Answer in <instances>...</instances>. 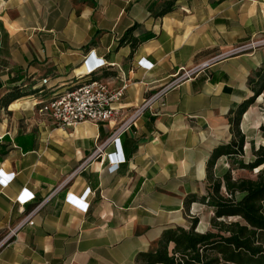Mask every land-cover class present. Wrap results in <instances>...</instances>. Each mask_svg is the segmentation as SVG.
<instances>
[{
    "label": "crops",
    "instance_id": "obj_1",
    "mask_svg": "<svg viewBox=\"0 0 264 264\" xmlns=\"http://www.w3.org/2000/svg\"><path fill=\"white\" fill-rule=\"evenodd\" d=\"M164 1L0 0V103L23 94L0 104V170L14 174L0 182V264H139L166 230L193 218L195 231L210 230L207 161L231 141L230 111L254 95L264 68V47L250 50L264 42V0H174L159 15ZM128 30L134 46L120 44ZM90 55L106 66L87 75ZM182 70L194 72L119 145L108 141L147 92ZM90 78L127 85L124 115L59 127L38 114L36 104ZM251 107L239 122L245 153ZM115 151L124 161L112 171ZM228 165L220 157L216 171ZM87 189L86 212L66 200Z\"/></svg>",
    "mask_w": 264,
    "mask_h": 264
},
{
    "label": "trees",
    "instance_id": "obj_2",
    "mask_svg": "<svg viewBox=\"0 0 264 264\" xmlns=\"http://www.w3.org/2000/svg\"><path fill=\"white\" fill-rule=\"evenodd\" d=\"M173 4L174 0H165L159 15L170 11ZM129 35L128 30L120 44L129 41L134 46L137 40ZM256 77L254 95L230 111L231 141L214 149L207 161L209 185L202 201L214 208L210 230L195 231L197 218L188 228L166 230L154 252L139 253V264H264V145L252 148L251 157L244 160L246 140L239 129L242 114L264 92V68ZM21 96L7 94L1 103L6 106ZM223 156L230 162L218 173L216 163ZM235 169L257 172L254 177H234ZM169 243L173 244L170 250Z\"/></svg>",
    "mask_w": 264,
    "mask_h": 264
},
{
    "label": "built area",
    "instance_id": "obj_3",
    "mask_svg": "<svg viewBox=\"0 0 264 264\" xmlns=\"http://www.w3.org/2000/svg\"><path fill=\"white\" fill-rule=\"evenodd\" d=\"M264 43V42H262ZM253 46V44H252ZM86 68L87 75L93 74L95 71L106 66L104 61L90 55L83 62ZM194 70H182V72L175 76L171 81L162 85L154 92H147V95L142 99L141 103L136 106L129 114L118 123L108 141L110 143L119 145L120 136L126 131L134 122L140 118L146 110L152 108L153 104L159 102L163 104V99L167 92L175 87L180 81L189 79ZM127 85L123 83L120 87H112L102 79L90 78L85 83L62 92L49 100L39 102L36 104L38 114L42 116H49L52 118L54 124L59 127H72L83 122H92L95 124L109 122L118 115H124L119 112L118 105L122 101ZM103 145L97 146L92 156L97 152H101ZM91 156V157H92ZM110 161V168L115 170L119 163L124 159L120 158L115 152L107 154ZM1 184H7L13 179L14 174L5 175L0 170ZM90 189L84 193L79 199H74L71 194H66V200L73 201L77 205L83 207L86 212L89 203L85 200ZM32 224V220H28Z\"/></svg>",
    "mask_w": 264,
    "mask_h": 264
},
{
    "label": "rangeland",
    "instance_id": "obj_4",
    "mask_svg": "<svg viewBox=\"0 0 264 264\" xmlns=\"http://www.w3.org/2000/svg\"><path fill=\"white\" fill-rule=\"evenodd\" d=\"M264 47L262 39L254 41L253 46H250V50L259 49ZM247 51V50H246ZM264 93V92H262ZM260 94L255 98L251 107V115L249 118V128L243 129L247 135V141L252 143L251 149H257L260 145H264V94ZM29 100V99H26ZM32 103V101H30ZM250 145L247 146L244 160H248L251 157ZM230 162V160H228ZM257 169L249 171L246 169H235L232 171L234 177H254L256 175ZM210 216V211L207 210V213L204 214L202 221L206 223Z\"/></svg>",
    "mask_w": 264,
    "mask_h": 264
}]
</instances>
